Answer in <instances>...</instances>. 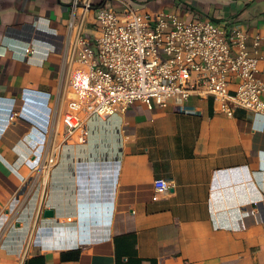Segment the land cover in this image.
I'll return each instance as SVG.
<instances>
[{
	"label": "crops",
	"instance_id": "crops-1",
	"mask_svg": "<svg viewBox=\"0 0 264 264\" xmlns=\"http://www.w3.org/2000/svg\"><path fill=\"white\" fill-rule=\"evenodd\" d=\"M73 1L0 0V264H264V115L196 93L190 113L137 102L65 141L70 102L94 95L68 61ZM94 1L264 31V0Z\"/></svg>",
	"mask_w": 264,
	"mask_h": 264
},
{
	"label": "built area",
	"instance_id": "built-area-1",
	"mask_svg": "<svg viewBox=\"0 0 264 264\" xmlns=\"http://www.w3.org/2000/svg\"><path fill=\"white\" fill-rule=\"evenodd\" d=\"M73 2L68 61L85 66L86 84L94 95L89 102H70L64 114L65 141L84 129L87 119L125 113L137 102L149 109L173 104L190 113L187 99L196 93L211 96L217 110L227 116L238 108L264 115V81L257 76L264 62L260 48L264 31L251 36L239 25L228 28L203 15L188 20L171 12L139 11L129 3L118 11L94 0ZM93 12L89 33L87 13ZM233 79L236 86L231 90ZM17 117L13 113L10 119ZM18 151L22 158L29 152L24 161L38 164L37 157L31 159L29 144ZM54 162L50 155L48 165ZM153 184L156 194L175 187L166 178Z\"/></svg>",
	"mask_w": 264,
	"mask_h": 264
},
{
	"label": "water",
	"instance_id": "water-1",
	"mask_svg": "<svg viewBox=\"0 0 264 264\" xmlns=\"http://www.w3.org/2000/svg\"><path fill=\"white\" fill-rule=\"evenodd\" d=\"M55 216V209L53 208H49L47 210H45L44 212V217L49 219V218H53Z\"/></svg>",
	"mask_w": 264,
	"mask_h": 264
},
{
	"label": "rangeland",
	"instance_id": "rangeland-1",
	"mask_svg": "<svg viewBox=\"0 0 264 264\" xmlns=\"http://www.w3.org/2000/svg\"><path fill=\"white\" fill-rule=\"evenodd\" d=\"M38 192H39V187L37 186V188L32 193V198L37 197ZM27 214H28L27 217H29L30 216V211L27 212Z\"/></svg>",
	"mask_w": 264,
	"mask_h": 264
},
{
	"label": "bare ground",
	"instance_id": "bare-ground-1",
	"mask_svg": "<svg viewBox=\"0 0 264 264\" xmlns=\"http://www.w3.org/2000/svg\"><path fill=\"white\" fill-rule=\"evenodd\" d=\"M37 150L40 151V148H38ZM27 155H29V152L27 153ZM27 155H26V157H25V155H24V158H27Z\"/></svg>",
	"mask_w": 264,
	"mask_h": 264
}]
</instances>
